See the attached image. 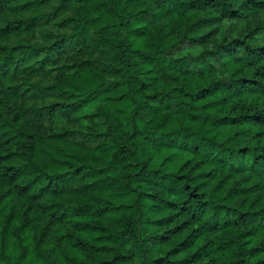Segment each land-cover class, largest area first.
<instances>
[{"label": "trees", "instance_id": "trees-1", "mask_svg": "<svg viewBox=\"0 0 264 264\" xmlns=\"http://www.w3.org/2000/svg\"><path fill=\"white\" fill-rule=\"evenodd\" d=\"M228 3L239 0H0V248L8 257L247 264L240 250L258 238L248 251L264 252V20L225 27ZM255 4L243 15H264V0ZM194 44H212L213 52L167 59ZM73 84L106 93L98 111L107 134L85 133L36 107L37 97L65 95ZM216 96L243 101L235 108L244 115L213 112L222 104ZM198 101L210 114L195 112ZM130 107L169 137L179 131L176 142L154 141L155 128L144 136L136 127L130 138L123 131ZM217 117L236 127L220 128ZM205 129L215 135H201ZM184 151L200 157L193 168L212 171L186 174L181 184L168 169ZM109 155L113 163L102 167ZM144 156L155 171L145 170ZM133 167L140 168L134 176L126 171ZM116 171L118 179L106 175ZM36 172L43 187L29 179Z\"/></svg>", "mask_w": 264, "mask_h": 264}, {"label": "clouds", "instance_id": "clouds-1", "mask_svg": "<svg viewBox=\"0 0 264 264\" xmlns=\"http://www.w3.org/2000/svg\"><path fill=\"white\" fill-rule=\"evenodd\" d=\"M241 5H245L246 7H242ZM256 7L255 0H239V3L232 4L228 3L224 5V13L225 15L221 17L224 26H228L229 24H232L235 26L237 30L242 29L246 23L249 21H256V20H264V15H262L260 12H257L255 16H244L243 14L250 10V7ZM55 8V5L53 6V10ZM232 12H236L237 16L240 17L239 20L236 19H228L229 16H231ZM53 23H59L57 19H53ZM211 32V29L208 30ZM204 35V33L200 34ZM191 38V37H189ZM235 38V36H234ZM179 42V38L173 39L172 44H176ZM168 47H171L169 45ZM216 47V46H215ZM214 46L212 44H209L207 49H205L204 45L202 44H194L191 46H185L183 48H179L176 51L170 52V54L167 56L168 60H182L185 58H197V57H203L202 54L205 52H213ZM167 51V48L165 49ZM215 79L220 80L224 79L222 75L217 73L215 75ZM256 87L255 84H245L244 87ZM207 87V85H205ZM73 90L72 91H66L65 89H62L61 91L65 93V95H57V96H48L47 94L37 97V99L40 101L36 104V107L38 109H48V114L51 115L52 119L55 121H59L61 123H76L80 126V130L87 132H92L94 135L103 136L109 132V129L106 126H102L100 121V113L99 109L102 108L103 102L107 99L106 93L90 90L86 91V84H73L72 85ZM49 91H51L49 89ZM122 95V93L120 94ZM215 99L217 101H221L222 104H218L215 106V108L212 109L213 112H216L219 110V108L223 107V111L219 112V116H229L232 119H239L244 115L242 111L238 112L235 108V105L237 103H243V101L238 100L237 98H232L231 101L225 99L223 96H216ZM202 102H197V108L195 109V112L197 114H203L208 115L210 114L208 108H201ZM96 105L95 109L89 108L90 105ZM61 109H65V111L60 112V115L57 117L56 113L60 111ZM133 109L129 108V115L126 118L128 121V126L123 129V131H126L128 133V136L132 139H135L136 136L133 135V132L135 131V128L138 127L143 130L144 136H150L151 130L156 129L155 136H152V139L155 141L157 137H159V140L164 139H170V143L174 144L176 142V138L179 136V131L175 130H169L171 132V137H169L165 132L162 126L158 127L157 123H153L150 116L145 117L144 119H140L139 115L132 116ZM165 114H168V109H164ZM178 115V113H177ZM251 115V114H250ZM255 115H261L260 112L255 113ZM218 119V126L220 128L224 129H232L235 128L236 125L228 124L227 122H219ZM159 123V122H158ZM135 126V127H134ZM205 133L209 134V138L211 139L212 136L215 135V133L209 132L208 129H205V132H202L201 135H204ZM139 135V133H137ZM161 148H164V144H160ZM110 152L114 153V147L109 149ZM182 158L179 160L178 163L175 164L174 167H171L168 169V171L172 174H175L178 178V181L183 184L184 180L183 177L187 174L189 176L193 177H200L201 173H208L211 172V168H200L195 167L193 168L194 164H197L200 157L197 156L193 152L184 151L182 152ZM135 160L129 161V163H133ZM143 161H147V163H144V168L147 172L151 173L155 171V169L148 167V164L151 163V157L150 156H144ZM113 159L112 156H107L104 165H101L102 167L112 164ZM142 163L141 160H138L136 163L133 164H140ZM162 163L158 162L156 164V168H160ZM188 168H192L191 172H188ZM126 171L130 172L133 176L140 172L139 167H133L131 169H127ZM123 173L120 171L116 172H109L106 175L110 176L112 179H118L119 176H121ZM164 179H167V176L163 177ZM29 179H32L35 183L39 184L40 187H43L44 185L40 183L41 180L44 179V177L39 173L36 172L32 176L29 177ZM202 181L200 179L193 180V186L197 183H201ZM139 186V182L136 180L132 181V187L137 188ZM39 190V189H37ZM210 190V189H209ZM5 191H7V188H5ZM136 194L133 192L131 194V199L128 201L129 204L132 203L133 200H135ZM131 214V210H130ZM199 225H196L198 227ZM141 239H143V236H141ZM258 238L256 243L252 245H245L240 251H241V258L243 260L247 261V264H264V252H261L258 248L255 254H251L248 251V248H256L257 244L259 243ZM19 248H25L26 246L23 244L18 245ZM58 254H53L52 256H45V259L49 261V264H51V261L57 259ZM161 255H163L161 253ZM27 260V255H21L20 251H17L16 256L14 258H10L7 256L6 253L3 252V249L0 248V264H25ZM136 264H140L139 259L136 260Z\"/></svg>", "mask_w": 264, "mask_h": 264}]
</instances>
